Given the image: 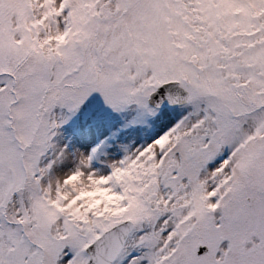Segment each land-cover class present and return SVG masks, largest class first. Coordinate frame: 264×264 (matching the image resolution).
<instances>
[{"label":"snow or ice","instance_id":"1","mask_svg":"<svg viewBox=\"0 0 264 264\" xmlns=\"http://www.w3.org/2000/svg\"><path fill=\"white\" fill-rule=\"evenodd\" d=\"M0 264H264V0H0Z\"/></svg>","mask_w":264,"mask_h":264}]
</instances>
